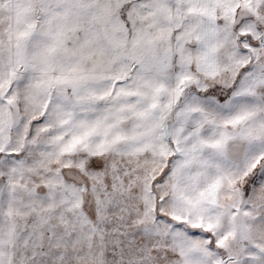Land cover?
I'll return each mask as SVG.
<instances>
[{
    "label": "snow or ice",
    "instance_id": "6c2138e0",
    "mask_svg": "<svg viewBox=\"0 0 264 264\" xmlns=\"http://www.w3.org/2000/svg\"><path fill=\"white\" fill-rule=\"evenodd\" d=\"M0 264H264V0H0Z\"/></svg>",
    "mask_w": 264,
    "mask_h": 264
}]
</instances>
